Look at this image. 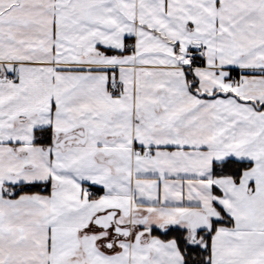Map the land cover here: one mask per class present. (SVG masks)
Returning <instances> with one entry per match:
<instances>
[{"label": "snow or ice", "instance_id": "1", "mask_svg": "<svg viewBox=\"0 0 264 264\" xmlns=\"http://www.w3.org/2000/svg\"><path fill=\"white\" fill-rule=\"evenodd\" d=\"M0 264H264V0H0Z\"/></svg>", "mask_w": 264, "mask_h": 264}]
</instances>
